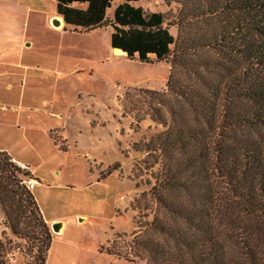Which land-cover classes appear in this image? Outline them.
<instances>
[{
	"label": "rangeland",
	"instance_id": "obj_1",
	"mask_svg": "<svg viewBox=\"0 0 264 264\" xmlns=\"http://www.w3.org/2000/svg\"><path fill=\"white\" fill-rule=\"evenodd\" d=\"M135 6L168 21L179 8L164 0ZM55 17L53 0H0V150L29 172L20 180L37 182L31 193L51 235L45 264H149L143 243L165 245L148 228L153 219L192 230L165 203H199L195 193H159L155 180L179 152L147 154L144 145L193 115L166 93L168 64L115 55L110 28L74 33L56 29ZM173 74L197 88L188 73ZM0 236L14 241L10 264L31 263L1 212Z\"/></svg>",
	"mask_w": 264,
	"mask_h": 264
},
{
	"label": "trees",
	"instance_id": "obj_2",
	"mask_svg": "<svg viewBox=\"0 0 264 264\" xmlns=\"http://www.w3.org/2000/svg\"><path fill=\"white\" fill-rule=\"evenodd\" d=\"M53 1L63 30L108 27L112 50L132 61L168 64L166 93L193 115L190 123L176 124L144 145L147 154L179 152L155 180L159 193H195L199 203L194 209L165 203L192 230L153 219L148 228L165 245L143 243L149 264H264V0H164L179 5L170 21L135 6L141 0ZM196 25L202 27L183 33ZM177 70L188 73L197 88L182 85ZM17 174L31 178L0 150L4 225L28 245L30 264H45L49 226ZM13 244L0 236V264H10Z\"/></svg>",
	"mask_w": 264,
	"mask_h": 264
},
{
	"label": "water",
	"instance_id": "obj_3",
	"mask_svg": "<svg viewBox=\"0 0 264 264\" xmlns=\"http://www.w3.org/2000/svg\"><path fill=\"white\" fill-rule=\"evenodd\" d=\"M52 24H53L54 26H58V25H59V20H57V19L53 20V21H52ZM115 50H118V49H113V51H115ZM119 51H120V50H119ZM51 229H52V231H53L54 233H57L58 230H59V225H58V224L51 225Z\"/></svg>",
	"mask_w": 264,
	"mask_h": 264
},
{
	"label": "built area",
	"instance_id": "obj_4",
	"mask_svg": "<svg viewBox=\"0 0 264 264\" xmlns=\"http://www.w3.org/2000/svg\"><path fill=\"white\" fill-rule=\"evenodd\" d=\"M23 184L25 185L27 190H32L34 186L37 184V182L34 180H28L26 182L24 181Z\"/></svg>",
	"mask_w": 264,
	"mask_h": 264
},
{
	"label": "crops",
	"instance_id": "obj_5",
	"mask_svg": "<svg viewBox=\"0 0 264 264\" xmlns=\"http://www.w3.org/2000/svg\"><path fill=\"white\" fill-rule=\"evenodd\" d=\"M55 19H57V20H59V25L58 26H55L56 27V29H61L62 28V20L61 19H59L57 16L55 17ZM54 19V20H55ZM53 21V20H52ZM61 23V24H60ZM17 164V163H16ZM17 165H19V164H17ZM19 166H21V167H23L22 165H19ZM36 188V185L34 186V188L32 189V190H34ZM32 190H30V192L32 191ZM60 229V228H59ZM57 233H60V231H58Z\"/></svg>",
	"mask_w": 264,
	"mask_h": 264
},
{
	"label": "bare ground",
	"instance_id": "obj_6",
	"mask_svg": "<svg viewBox=\"0 0 264 264\" xmlns=\"http://www.w3.org/2000/svg\"><path fill=\"white\" fill-rule=\"evenodd\" d=\"M59 18V17H58ZM60 19V18H59ZM61 24V23H60ZM62 25H63V22H62ZM113 53L115 54V55H124L121 51H119V50H115V51H113ZM60 231V230H59Z\"/></svg>",
	"mask_w": 264,
	"mask_h": 264
}]
</instances>
